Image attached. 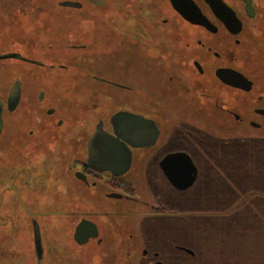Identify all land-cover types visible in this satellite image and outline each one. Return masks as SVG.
Wrapping results in <instances>:
<instances>
[{
  "label": "flooded vegetation",
  "instance_id": "1",
  "mask_svg": "<svg viewBox=\"0 0 264 264\" xmlns=\"http://www.w3.org/2000/svg\"><path fill=\"white\" fill-rule=\"evenodd\" d=\"M31 73L53 101L78 86L82 99L103 91L97 107L109 108L79 100L67 117L43 86L31 87ZM68 73L85 76L64 81ZM119 110L138 120L117 134L110 117ZM239 143L264 153V0H0L3 251L16 241L33 264H207V231L218 248L227 233L222 211L189 205L207 186L192 190L221 169L209 155ZM176 153L196 168L183 189L162 169L182 168L163 162ZM62 216L73 225L60 250L49 230ZM81 220L87 240L78 245Z\"/></svg>",
  "mask_w": 264,
  "mask_h": 264
},
{
  "label": "rangeland",
  "instance_id": "2",
  "mask_svg": "<svg viewBox=\"0 0 264 264\" xmlns=\"http://www.w3.org/2000/svg\"><path fill=\"white\" fill-rule=\"evenodd\" d=\"M30 76V81L34 83L31 84L30 82L31 87L36 88V86H39L41 88V86H43V89H41L44 92L45 101L55 105H59V103H61V106H63L62 110L64 111V114L67 115V117L71 114V109L68 106L73 104L78 105V103L81 102L79 100H89L88 104L82 105L94 112L101 113L102 108H109L105 106L97 107L98 105L107 102L104 100L103 91L87 90L90 94L84 95V99H82L78 98V94H80V88L78 86H72L70 88L72 95L74 96H65V100L62 102L60 100L59 102L53 101V94L51 99L50 90L45 88L44 82L40 75H34L31 73ZM84 76L85 73H68L66 76L63 75V78L64 81L75 82L76 79H79L78 81H80L84 78ZM40 82L43 83L40 84ZM85 89L88 88L86 87ZM35 95L36 93L34 91L31 96ZM69 120L72 121L71 118ZM61 199L62 201L59 203V206L64 207V200L63 198ZM102 205L109 208H112V206H117L118 208L121 206V208H125L127 206L125 202L118 201L114 203L108 199H105ZM237 205V207L230 211L222 212V221L219 226L223 230V233L227 234L223 235V241L225 243H222L220 248H218L220 244H218L217 241L211 242V233L209 230L207 231L208 258L210 260V262H207V264H264V198L256 195H243L241 201ZM191 208L193 209L194 207ZM72 225L73 219L63 216L54 219V222L52 223L51 230L49 231H52L56 244H60V250L64 246V239L69 238L68 236ZM66 241H68V239ZM191 242H193L192 238ZM50 244L48 242L49 246ZM26 250L27 246L22 248V246L17 244L16 241L12 247L8 246L6 251H3V248L0 245V259H5L8 254V257H14L12 261L14 264H33V260H29V262H27L28 257L26 255ZM70 251L71 250H68L66 254L68 255ZM211 251L213 252V256ZM3 262L6 264L7 260H4Z\"/></svg>",
  "mask_w": 264,
  "mask_h": 264
},
{
  "label": "trees",
  "instance_id": "3",
  "mask_svg": "<svg viewBox=\"0 0 264 264\" xmlns=\"http://www.w3.org/2000/svg\"><path fill=\"white\" fill-rule=\"evenodd\" d=\"M252 145L257 146L253 143H239L228 145L229 147L222 149L220 153L210 154L212 161L222 163L221 169L217 170L216 175H199L198 178L204 181V184L200 186L199 182H196L192 194H199V187L207 186V196L204 200L194 198L190 200L189 205L227 212L238 206L243 195L256 193L264 197V153L252 152L248 149V146ZM193 158L198 161L195 155ZM207 172L211 173L209 170ZM150 188L152 189L151 186Z\"/></svg>",
  "mask_w": 264,
  "mask_h": 264
},
{
  "label": "water",
  "instance_id": "4",
  "mask_svg": "<svg viewBox=\"0 0 264 264\" xmlns=\"http://www.w3.org/2000/svg\"><path fill=\"white\" fill-rule=\"evenodd\" d=\"M12 89H11V97H9V99L10 98L13 99V102H11V107L14 106L18 101V86L16 85V88H14V91ZM12 92H14V94H12ZM131 117L136 118V120H138V115L130 114L127 111L119 110L113 113L110 117V122L112 123L114 131L118 134L119 132L117 130L119 131L123 130L124 127L122 126H123L124 121ZM119 122H122V123L120 124ZM128 132H130V129H128ZM111 137H113L114 139H118V135L111 136ZM129 137L131 136H128L126 138L127 141L126 140L125 141L130 145L138 146V129L133 130L131 141L128 139ZM163 162L164 163L177 162L179 164L182 163L184 165L183 167V165L181 164L182 166L181 169H176L173 166L165 167L164 165H162V169L165 175L168 177V179L171 181V183L175 187L179 189H183L192 184L195 178L196 168L192 160L187 154H184V153L169 154L166 156ZM86 222L88 221L81 220L73 227L72 238H73V241L78 245L84 244L87 240V237L84 236V233L82 232ZM90 224L94 228V231L96 234V226H94V224L91 222Z\"/></svg>",
  "mask_w": 264,
  "mask_h": 264
}]
</instances>
